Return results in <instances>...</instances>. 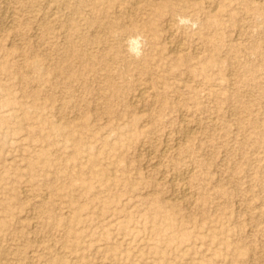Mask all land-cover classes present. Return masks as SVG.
<instances>
[{"label":"rangeland","instance_id":"obj_1","mask_svg":"<svg viewBox=\"0 0 264 264\" xmlns=\"http://www.w3.org/2000/svg\"><path fill=\"white\" fill-rule=\"evenodd\" d=\"M0 264H264V0H0Z\"/></svg>","mask_w":264,"mask_h":264},{"label":"clouds","instance_id":"obj_2","mask_svg":"<svg viewBox=\"0 0 264 264\" xmlns=\"http://www.w3.org/2000/svg\"><path fill=\"white\" fill-rule=\"evenodd\" d=\"M180 25H190L193 29L197 27L190 18H178ZM127 52L134 58L139 59L143 55V49L145 47V40L142 35H136L130 37L127 40Z\"/></svg>","mask_w":264,"mask_h":264},{"label":"bare ground","instance_id":"obj_3","mask_svg":"<svg viewBox=\"0 0 264 264\" xmlns=\"http://www.w3.org/2000/svg\"><path fill=\"white\" fill-rule=\"evenodd\" d=\"M137 4H138L137 1H135L133 5L137 6ZM92 20H93V19H90V20L88 21L89 24H90L89 26H91V27L94 26V22H93ZM167 27H168V26H167ZM169 29H170V28H169ZM168 37H169V36H168ZM178 44H179V43H178ZM177 47H179V46H177ZM180 48H181V47H179V49H180ZM69 49H70V50H71V49L73 50V47H72V45H70V44H69ZM169 50H170V49H169ZM73 51H74V50H73ZM74 53H75V52H74ZM81 55H82V54H81ZM88 61H89V60H88ZM144 99H145V98H144ZM144 99H143V100H144ZM182 191H183V190H182ZM186 191H187V190H186ZM186 191H183V193H185ZM186 195H187V194H186ZM187 196H188V195H187Z\"/></svg>","mask_w":264,"mask_h":264}]
</instances>
